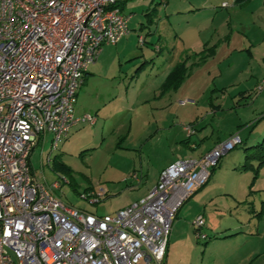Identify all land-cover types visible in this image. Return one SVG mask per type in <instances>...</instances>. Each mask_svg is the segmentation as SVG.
Instances as JSON below:
<instances>
[{"label":"rangeland","instance_id":"rangeland-1","mask_svg":"<svg viewBox=\"0 0 264 264\" xmlns=\"http://www.w3.org/2000/svg\"><path fill=\"white\" fill-rule=\"evenodd\" d=\"M223 2L230 5L231 0H130L123 4L129 34L116 46L101 47L92 75L78 95L76 108L94 115L96 123L73 128L54 151L48 134L30 156L38 180L59 183L55 195L64 204L101 216L139 201L169 162L204 153L216 139L244 125H239L242 130L238 132L242 143L221 156L207 183L177 209L168 245L172 232H183L185 241L169 259L165 257V264H237L255 251L264 253V168L255 178L253 171L240 170L244 149L264 137V119L256 123L264 114V96L254 93L264 82V65L235 48L248 36L247 26L236 25L242 22L241 16L232 18L229 26L222 14L213 20L214 13H225ZM177 35L186 42L196 39V45L209 41L217 45V54L194 67L179 89V99L193 100L185 103L184 120L168 117L165 123L156 122L154 117L161 112L156 101L164 100L156 98L163 78V72L159 73L181 48ZM140 36L144 46L138 42ZM251 38L261 36L252 31ZM155 45H162L163 53L158 54ZM243 89H254V94L247 105L234 107ZM209 98L222 109L212 111ZM173 102L170 113L183 108L177 105L180 101ZM187 125L196 129L191 141L207 137L194 154L180 143L188 136L183 131ZM134 173L139 184L131 177ZM99 190L104 196L97 204L83 198ZM199 215L205 221L200 232L206 239L195 234L193 220ZM226 233L236 235L218 238Z\"/></svg>","mask_w":264,"mask_h":264},{"label":"built area","instance_id":"built-area-1","mask_svg":"<svg viewBox=\"0 0 264 264\" xmlns=\"http://www.w3.org/2000/svg\"><path fill=\"white\" fill-rule=\"evenodd\" d=\"M124 1L0 0V264H165L177 209L242 143L232 134L200 158L175 161L142 199L101 216L64 204L58 182L36 178L30 156L46 134L54 151L74 126L95 122L75 115L77 96L101 47L128 34ZM102 196L83 198L97 204ZM193 225L206 239L204 218Z\"/></svg>","mask_w":264,"mask_h":264},{"label":"crops","instance_id":"crops-1","mask_svg":"<svg viewBox=\"0 0 264 264\" xmlns=\"http://www.w3.org/2000/svg\"><path fill=\"white\" fill-rule=\"evenodd\" d=\"M128 1H130V0H128ZM128 1H126V3ZM222 4H224V2ZM224 8L226 9L225 13H224V11H222V13H217V12L214 13L213 14V20L218 14H222V17L227 20V26H229V24L231 23L232 18H234L236 16H241L242 22L239 23V24H236V25H245V26H247V28H248V30H247L248 36H247L246 42L243 41L241 43L240 47H235V48H239L240 51H246L248 53V55L250 56L251 60L257 58V60L261 61L262 62L261 64L264 65V0H246V1L242 2V3H238V2H236V0H231L230 5L227 4V7H224ZM200 9L201 8H198L197 11H200ZM256 12L258 13L257 15H256ZM128 19H129V17H128ZM212 24L213 23H212V20H211V25ZM128 30H129V27H128ZM129 31H128V34H129ZM252 31L254 33L256 32L257 34H260L261 38L259 40H254L253 38H251V32ZM127 35H125L123 38H125ZM180 36H178V38H179V41H180L179 46L181 45L180 46L181 48L176 51L175 55L173 56L172 60L168 64V66H166L159 73V74H161L163 72V78H162V81H161V83L159 85L160 95L157 96L156 98H157V100L164 98V100H161L159 102L156 101L158 103V107L161 109V112L159 114H156V116L154 117V119H156V122L160 121L161 123H165L167 121L168 117H170L172 119L173 118L174 119H178L179 122H182V120H184V116H185L184 107L186 106L185 103H188L189 101L192 102L193 100L189 99V98L186 99L185 101L179 99L178 91L182 87L186 77L189 75L190 71L194 67L203 65V64L207 63L208 61L213 60L214 56L217 54L216 53L217 48H218V47H216L217 45H215L213 43H209V41L203 43V45L202 44L200 45V43L198 45H196L197 44L196 43V39H191V40L186 42V41H184V38H182ZM160 37L161 36H158L156 38V40L154 41L155 44L159 43ZM227 38H228V35L227 34L224 35L223 38H222L223 42L227 41ZM121 40L118 43H120ZM218 40H220V39H218ZM145 43L146 42L144 41L143 46L145 45ZM151 44H153V43H151ZM209 44H212V45L209 46ZM116 45H111V46H116ZM196 46H199V47L201 46V48L198 49V50L194 49V48H198ZM261 48H262V52H259L257 54V51L259 49H261ZM163 49H164V47L162 45L161 46L155 45V50L157 51L158 54L163 53ZM234 50H236V49H234ZM165 60H166V58H165ZM180 63H184V66L186 68V73H185L184 78L181 80V82L177 86L166 87L165 86L166 81L170 77V75L173 72L174 68ZM143 64L144 63H141V65H139L137 67L136 71L140 70L142 68ZM92 65L89 66L87 72L85 73L84 82H83L81 88L84 85H86L87 80H88V76L92 75V73H91ZM249 76L252 77V75H249ZM263 77H264V74H263ZM153 79L154 78H152L151 81ZM81 88H80V90L78 92V95L81 92ZM224 90H225L224 87L220 89V91L222 93H223ZM251 90L254 92V89H251ZM251 90L248 91V89H243V91H239L238 92V96H237L238 100L235 103L234 107H241L243 105H247L248 101L252 98L254 93H256V94L262 93L261 94V98L264 96V92H263L264 88L260 92H256V88H255V92L253 94L251 93L252 92ZM170 93H172V94H170ZM165 95H168V96L165 97ZM77 100H78V96H77ZM175 100H176V102L180 101L179 103H177V105H181V107H183V108L182 109L177 108L176 111L174 110L173 112L170 113V110L173 109V105H175V103L173 102ZM76 106H77V103H76ZM209 107H210V109L212 111H219V110L222 109L221 105L217 104V103H214L212 98H209ZM163 111H164V113H163ZM83 114H89V113L78 111V109L75 107V115L76 116H80V115H83ZM263 119H264V114L257 120L256 123L262 121ZM95 123H96V118H95L94 124ZM84 124H87V123H84ZM94 124H92V125H94ZM89 125H91V124H89ZM239 125L240 126H244V125L238 124L237 125L238 128L234 132L229 133L228 135H226L224 138H222V140L225 139L226 137L232 135V134H238L240 136V134L238 132L241 131L242 129H241V127ZM78 126H81V124H77L73 128L78 127ZM183 131L187 133V131L185 130V126L183 128ZM47 135L48 134H46L45 137ZM49 135L51 136V139H52V135L51 134H49ZM193 135H196V129H194V133L193 134H191V135L188 134V136L185 139L180 141L181 145H183L184 147L188 148L191 151H194L191 154H194L195 152H197V149L199 148V146L207 138L206 136H203V137H198L196 140H192L191 141L190 137L193 136ZM45 137H44V139H45ZM68 137H69V135H68ZM222 140L220 138L216 139V141L213 142L211 148L206 150V151H204V153H200V154H197L196 156H192V157H188V158L187 157L178 158V159H176L174 161L169 162L168 165H170V164H172V163H174L175 161H178V160L191 159V158L192 159L200 158L205 153H207L209 150H211L214 147V144H216V143H218V142H220ZM241 140H242V138H241ZM185 141H187V142H185ZM256 143H259V142H256ZM256 143H252L250 145H254ZM166 167H163L160 170V172ZM157 179L155 180L154 183L151 184L150 187L148 186L146 188L145 192L143 193L144 196L148 193V191H150L155 186V184L157 182ZM140 182H141V180H139V179L136 180L137 184H139ZM135 186H133V187H135ZM143 197H141L140 199H142ZM234 235H236V233H230V234L226 233V234H223L222 237H218V238L223 239V237L224 238H228V237H231V236H234ZM171 237L173 239L170 241V244L168 245V251L166 252V260L169 259V254L173 252L174 248H176V249L179 248L180 246L183 245V241H185V236H184L183 232H172ZM190 238H192L191 232H189V234H188V241L192 243V240ZM205 245H206V243H205ZM237 264H264V253H263V251H255L254 253H251L250 255H248V257H246V259L244 261H241L240 263H237Z\"/></svg>","mask_w":264,"mask_h":264},{"label":"trees","instance_id":"trees-1","mask_svg":"<svg viewBox=\"0 0 264 264\" xmlns=\"http://www.w3.org/2000/svg\"><path fill=\"white\" fill-rule=\"evenodd\" d=\"M126 1L128 0H125L124 2L121 3L122 6L123 4L126 3ZM244 1L246 0H236V2L238 3H242ZM185 73H186V68L184 66V63L178 64L174 68L168 80L166 81L165 86L166 87L177 86L181 82V80L184 78ZM244 151H245L244 162L242 166L240 167V170L253 171V178H255L259 170L264 168V137L259 143H256L254 145H249L248 147H246ZM216 166L211 169L210 176L212 172L214 171V169L216 168Z\"/></svg>","mask_w":264,"mask_h":264}]
</instances>
